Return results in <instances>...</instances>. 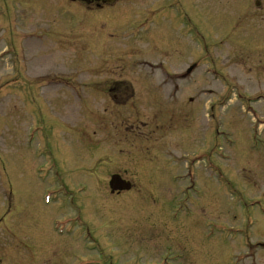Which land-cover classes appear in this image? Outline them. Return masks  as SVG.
Wrapping results in <instances>:
<instances>
[{"label":"rangeland","instance_id":"rangeland-1","mask_svg":"<svg viewBox=\"0 0 264 264\" xmlns=\"http://www.w3.org/2000/svg\"><path fill=\"white\" fill-rule=\"evenodd\" d=\"M73 1L0 0V263L237 264L243 228L264 242V102L220 99L264 93V0ZM193 21L223 80L172 99L165 77L203 58ZM117 174L134 190L112 195Z\"/></svg>","mask_w":264,"mask_h":264},{"label":"flooded vegetation","instance_id":"flooded-vegetation-1","mask_svg":"<svg viewBox=\"0 0 264 264\" xmlns=\"http://www.w3.org/2000/svg\"><path fill=\"white\" fill-rule=\"evenodd\" d=\"M75 2L78 3L79 5L83 6V7L84 6H86V7L94 6L95 8H98L100 10L107 8V7H110V5H112V4H104L103 2H100V3L95 2V3H92L91 5H86V4H84L78 0L73 1V3H75ZM262 2H263L262 0H254L253 1L254 7H256L258 10L260 9L259 11H261V9L263 8ZM165 7L168 8L167 3L165 5ZM245 8H246V6H245ZM169 9H175L178 16L182 17L181 16L182 15L181 14L182 8H180L179 6L174 7V8H169ZM4 14H6V13H4ZM246 14H247V17H245V20H244V21H246L245 24L254 26V28L258 27L257 20L259 19V17L257 16V14H252L250 12H246ZM17 20H19V17ZM152 22H153V20L148 21V25H151ZM143 23L144 22H142V24ZM192 25L193 26H192V31H191L190 36H191V39L194 42V44L199 45V48H200L201 52L203 53L202 54L203 58L200 60H195L191 64V66L188 67L187 69H185L184 71H180V73H174L172 76L165 77V79L163 80V83H161V87L170 86L172 88L168 94V97H172V99H174L175 96L181 91L182 85H184V84H195L196 83L195 81H196V77H197V74L199 73V71H202L204 73V75L206 77H209L213 82H215V81L220 82L223 80V75L217 67L212 49H210L209 46H204L202 44L201 45L199 44V42H198L199 41V33L197 30V27L195 26L196 24L194 23V21H193ZM248 28H249V26H248ZM248 28H247V30H248ZM131 30H134V29H131ZM133 33H131L130 35H135L137 37L140 36L139 33H136V34H133ZM245 33H246V35H245L244 40H243V43H245V44L242 43L240 46L244 51L246 50V51L252 52L254 47H253V45L251 46L250 44H252V43L254 44V40H255L254 38H256V36H254V30L251 33H249V32L248 33L245 32ZM21 38H23L22 33L20 34V39ZM250 39H251V41H250ZM245 40H247V41H245ZM225 45H226L225 42H221V44L218 45L217 47H221V46L225 47ZM240 46H239V48H240ZM54 84H56V83H54ZM162 90H164V88H162ZM233 90L235 91L234 93L232 91H230L227 94H225L224 95L225 97H222L220 100H223V101L228 100L229 98L232 97V95H234L235 97L242 98L244 100V102H246L247 106L245 109L247 110V113H249L251 115H255L254 113H256L257 111H260V110H258L256 105L260 104V103L262 104L264 102V93L251 95V94H246L244 92H241L238 89L236 90V88H233ZM127 94H128V97L132 98V94L130 91H127ZM202 94L207 95V96H211L212 91L206 89V90H203ZM114 99H116V98H114ZM130 99H126V102L128 103L130 101ZM218 105H222V102L220 101V103H218ZM206 110H207L206 115L208 116V118L214 116L216 114V112H214L216 110L215 104L214 103L208 104ZM168 154H170V153H168ZM171 160H173L174 165L182 166V158H180V157H174L173 158L172 157ZM193 165H194V161L189 162L188 167L186 169H184V170L188 171V175L190 177L192 176V170L191 169L193 168ZM182 174L183 173H175L174 175H172V179L174 180V183L180 182V180L182 178ZM114 176H119L122 179V181H124L130 185V188L128 190H117L115 192H112V190H111L112 195L122 194L123 192H130L131 190H134V187H133L131 182L123 179L119 174L112 175L111 179ZM55 182H57V184H59V190L62 191L63 194L66 193V190H68V188H69L67 186V184L64 185L60 182V180H57V179H55ZM109 186H110V183H109ZM85 189L86 188H84V190ZM180 191H181V187L179 188L178 193ZM63 219L69 221V218H63ZM248 222H249V220H245V223H248ZM68 223H69V225L63 229V233H65L68 229H70L71 231L69 233H66V234L68 237H71V233L76 231V228H77L76 224L77 223L75 221L71 222V223H73V225H71L70 222H68ZM53 226H54V224H53ZM78 226H80V227H78V230L80 229L82 232L81 237H80L81 242L83 244H85L84 239H85V241L88 239L83 234L84 227H82V221L78 223ZM53 229H55V227ZM245 230H246V228H243V230L241 232V240L237 245L238 249H242V250H240L238 252L239 255L236 258H234L235 263L239 264L243 260H248L250 264H259V260L260 261L264 260V258H262L263 256H261L262 253H260V252H264V242L258 240L255 243H253L252 240L249 238V236L245 235L246 234ZM77 232H79V231H77ZM29 244L30 245H25V244L22 245V250L33 251L36 249V246L33 249L32 244L31 243H29ZM256 251H258L259 253ZM73 260H74V257H73ZM82 260H83V257L80 256L79 259L76 260V262L74 264H78V262H81ZM0 262H1V260H0ZM0 264H2V263H0Z\"/></svg>","mask_w":264,"mask_h":264},{"label":"water","instance_id":"water-1","mask_svg":"<svg viewBox=\"0 0 264 264\" xmlns=\"http://www.w3.org/2000/svg\"><path fill=\"white\" fill-rule=\"evenodd\" d=\"M82 2L85 3H91L92 1H101V0H80ZM103 1H107V2H111L113 0H103ZM110 188L112 190V192H115L117 190H128L130 188V185L124 181H122V179L119 176H114L112 177L111 181H110Z\"/></svg>","mask_w":264,"mask_h":264},{"label":"bare ground","instance_id":"bare-ground-1","mask_svg":"<svg viewBox=\"0 0 264 264\" xmlns=\"http://www.w3.org/2000/svg\"><path fill=\"white\" fill-rule=\"evenodd\" d=\"M152 29H153V28H151V30H150L149 32H151V31H152Z\"/></svg>","mask_w":264,"mask_h":264}]
</instances>
